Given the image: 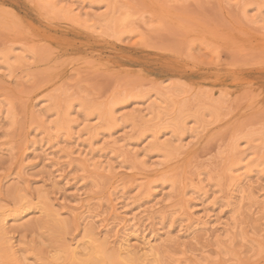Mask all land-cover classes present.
Wrapping results in <instances>:
<instances>
[{"label": "rangeland", "instance_id": "1", "mask_svg": "<svg viewBox=\"0 0 264 264\" xmlns=\"http://www.w3.org/2000/svg\"><path fill=\"white\" fill-rule=\"evenodd\" d=\"M0 264H264V0H0Z\"/></svg>", "mask_w": 264, "mask_h": 264}, {"label": "bare ground", "instance_id": "2", "mask_svg": "<svg viewBox=\"0 0 264 264\" xmlns=\"http://www.w3.org/2000/svg\"><path fill=\"white\" fill-rule=\"evenodd\" d=\"M15 49V48H14ZM162 103V102H161ZM159 108V107H158ZM111 109V108H110ZM146 110V109H145ZM108 113V112H107ZM113 113V112H112ZM91 115V114H90ZM133 115V114H132ZM65 116V115H64ZM69 116V115H68ZM88 116V115H87ZM103 116V115H102ZM135 116V115H134ZM108 120V119H107ZM173 121V120H172ZM169 125V124H168ZM104 132V131H103ZM160 140V139H159ZM181 140V139H180ZM90 141V140H89ZM184 141V140H183ZM50 143H51V141H50ZM88 144V143H87ZM114 144H117V142H115L114 141ZM91 145V144H90ZM180 145V144H179ZM94 147V146H93ZM114 147V146H113ZM53 148V147H52ZM66 148V147H65ZM89 148V147H88ZM81 149V148H80ZM66 150V149H65ZM53 155V154H52ZM71 155H73V153H70V155L69 156H71ZM47 156V160L48 161H52L53 160V157H51V154H47L46 155ZM78 156L80 157V158H82L83 159V165L81 166V168L85 171L88 167H90L91 166V161H92V158L90 157V153H88V151L87 152H85V151H83V150H80V152H79V154H78ZM80 162H82L81 160H80ZM91 163V164H90ZM73 164H72V162H69L68 163V166H72ZM79 166V165H78ZM74 168V167H73ZM95 168L96 169H101V170H103V171H106L107 172V169H108V167L106 166V167H103L101 164L100 165H95ZM113 169V168H112ZM87 172V171H86ZM245 179V178H244ZM143 184V183H142ZM237 185V184H236ZM140 188V187H139ZM200 188V187H199ZM198 191V190H197ZM196 191V193H198ZM200 191V190H199ZM202 191V190H201ZM194 194H195V192H193ZM232 193H233V191H232ZM242 195H244V194H242ZM232 196L233 195H231V198H232ZM248 196V195H247ZM233 198H234V196H233ZM232 198V199H233ZM245 198V197H244ZM120 199V198H119ZM119 199H114L112 202H114V207H116V206H118L119 204H118V201H119ZM247 199V198H246ZM124 200V199H123ZM229 200H231V199H229ZM123 202V201H122ZM232 202V201H231ZM120 203V202H119ZM121 204V203H120ZM116 211V210H115ZM190 214V213H189ZM135 218V217H134ZM207 218V217H206ZM118 220V219H117ZM135 220H136V218H135ZM189 220H191V221H193L192 223H194V224H197V225H202V224H204V219L203 218H198V219H195V220H193V218L192 217H190L189 218ZM188 221V220H187ZM114 222H115V220H114ZM117 222V221H116ZM137 225V224H136ZM115 226V225H114ZM117 227H120V228H122V229H124L125 231H129V230H131V228L133 229L134 227H135V223H134V219H128L127 218V215H125V218H122L121 220H119V222H118V224L116 225ZM136 228V227H135ZM134 231V230H133ZM145 232V231H144ZM128 235V234H127ZM91 236V235H90ZM89 236V238H88V240L89 239H91V237ZM137 236V235H136ZM92 239H94V238H92ZM93 241V240H92ZM89 242H90V240H89ZM94 243L96 242V243H98L99 242V240H98V242L96 241V240H94L93 241ZM153 242V240L151 239V238H146V246H148V248L147 249H149L148 250V252H150L152 255H155V251H156V245L154 246V243H152ZM91 243V242H90ZM91 246H92V244H91ZM95 247V246H94ZM124 247V245H121V248H123ZM120 248V249H121ZM123 250V249H122ZM121 250V251H122ZM120 251V252H121ZM125 251V250H124ZM123 251V252H124ZM122 252V253H123ZM125 253V252H124ZM129 252L127 251V254H128ZM149 253V254H150ZM148 254V255H149ZM159 254V253H158ZM116 255H117V253H116ZM121 255L119 254V257H120ZM126 256V255H125ZM144 256V255H143ZM150 256V255H149ZM108 258V257H107Z\"/></svg>", "mask_w": 264, "mask_h": 264}]
</instances>
